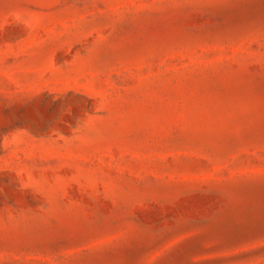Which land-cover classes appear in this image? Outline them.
<instances>
[{"label":"rangeland","instance_id":"rangeland-1","mask_svg":"<svg viewBox=\"0 0 264 264\" xmlns=\"http://www.w3.org/2000/svg\"><path fill=\"white\" fill-rule=\"evenodd\" d=\"M0 264H264V0H0Z\"/></svg>","mask_w":264,"mask_h":264}]
</instances>
